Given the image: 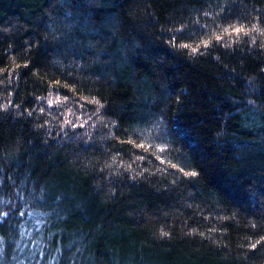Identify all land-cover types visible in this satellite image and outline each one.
Listing matches in <instances>:
<instances>
[{"label": "trees", "instance_id": "1", "mask_svg": "<svg viewBox=\"0 0 264 264\" xmlns=\"http://www.w3.org/2000/svg\"><path fill=\"white\" fill-rule=\"evenodd\" d=\"M262 238L264 0H0V264H264Z\"/></svg>", "mask_w": 264, "mask_h": 264}, {"label": "snow or ice", "instance_id": "2", "mask_svg": "<svg viewBox=\"0 0 264 264\" xmlns=\"http://www.w3.org/2000/svg\"><path fill=\"white\" fill-rule=\"evenodd\" d=\"M243 29L242 28H236V29H234V31H236V32H240V31H242ZM225 31H227V29L225 30ZM219 39V38H218ZM186 46V45H185ZM205 46H207V45H205ZM193 51H196V49H193ZM262 239H264V238H262ZM253 247H255V245H253Z\"/></svg>", "mask_w": 264, "mask_h": 264}]
</instances>
